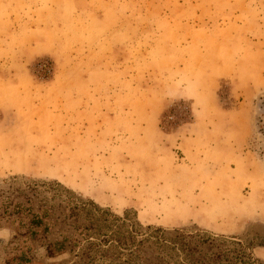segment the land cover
<instances>
[{
	"label": "rangeland",
	"instance_id": "374dc122",
	"mask_svg": "<svg viewBox=\"0 0 264 264\" xmlns=\"http://www.w3.org/2000/svg\"><path fill=\"white\" fill-rule=\"evenodd\" d=\"M69 204L264 264V0H0V264Z\"/></svg>",
	"mask_w": 264,
	"mask_h": 264
},
{
	"label": "trees",
	"instance_id": "16d2710c",
	"mask_svg": "<svg viewBox=\"0 0 264 264\" xmlns=\"http://www.w3.org/2000/svg\"><path fill=\"white\" fill-rule=\"evenodd\" d=\"M69 204L68 219L78 223L84 212L87 225H66L61 239L46 246L48 258L63 254L73 256L70 264H215L220 255L207 258L202 248L210 251L212 241L174 229L143 228L127 215L117 216L92 206ZM41 224L40 219L32 222ZM228 261V260H226ZM240 264L245 253L240 255Z\"/></svg>",
	"mask_w": 264,
	"mask_h": 264
}]
</instances>
